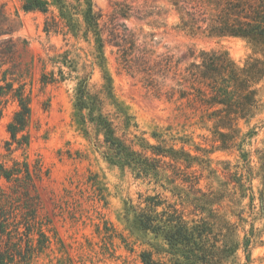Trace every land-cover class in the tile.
I'll return each instance as SVG.
<instances>
[{
  "label": "trees",
  "instance_id": "16d2710c",
  "mask_svg": "<svg viewBox=\"0 0 264 264\" xmlns=\"http://www.w3.org/2000/svg\"><path fill=\"white\" fill-rule=\"evenodd\" d=\"M52 1L65 25L74 23L63 0ZM78 3L82 37L94 44L89 71L65 51L49 58L58 67V79L54 72L44 73L40 82L50 84L75 74L73 120L83 136L109 165L155 188L153 194H140L136 204L129 200L126 211L134 225L162 239L170 258L158 260L143 251L141 264H239V251L243 264H249L252 249L263 244V230L256 223L264 220V142L254 148L252 138L264 127V0H169L178 18L175 29L188 37L244 41L250 55L241 65L224 49L199 50L195 56L189 50L191 61L181 65L169 52H157L153 33L136 36L116 20L115 14L123 20L143 17L129 3L115 4L114 15L106 22L92 11L90 0ZM22 9L46 13L48 2L23 0ZM49 29L46 22L45 31ZM107 47L118 71L154 98L173 104L176 110L187 109L199 123L209 126L212 147L207 154H236L238 171L227 169L229 180L220 188L213 190L207 184L204 191L200 187L204 171L216 172L210 168L211 159L191 156L162 133L154 132L151 143L140 132L115 95L106 69ZM95 67L101 73L98 86L90 84ZM8 93L18 107L6 127L5 147L12 152V145L16 149L28 146L30 106L22 87L13 89L9 83L0 86V103ZM253 120L256 123L251 126ZM201 164L205 168L194 169ZM44 175L40 166L31 169L26 162L13 160L10 167L0 163V178L9 185L8 191L0 189V264H33L48 248L49 237L43 229L48 222L39 215L37 194ZM255 180L259 189H254Z\"/></svg>",
  "mask_w": 264,
  "mask_h": 264
},
{
  "label": "rangeland",
  "instance_id": "374dc122",
  "mask_svg": "<svg viewBox=\"0 0 264 264\" xmlns=\"http://www.w3.org/2000/svg\"><path fill=\"white\" fill-rule=\"evenodd\" d=\"M44 1L48 2L46 13L24 11L23 0H0V86L9 83L13 89L22 87L30 106L26 129L28 146L16 149V145H12V152H8L6 127L18 107L11 93L1 99L0 163L10 167L13 160L26 162L31 169L40 166L43 174H47L38 184L37 194L39 215L48 222L43 229L49 237V245L33 264H141L139 256L143 251L166 261L170 255L163 251L166 248L162 239L134 225L131 214L126 211L129 200L136 204L140 194H153L155 188L135 180L128 171L109 165L83 136L73 120L75 74L65 75V80L50 84L40 82L44 73L54 72L58 79V67L53 66L49 58L68 51L71 57L78 58L79 66H87L85 69L89 71L94 55L93 41L82 37L78 0H63L72 13L74 23L70 26L60 18L54 1ZM90 2L92 11L102 16L101 22L114 15L115 4L129 3L143 17L123 20L115 14L116 20L124 22L136 36L153 33L157 52H169L181 65L191 61L189 50H193L195 56L199 50L224 49L240 65L250 55V49L240 39H192L175 29L178 18L169 0ZM110 51L108 47L105 50L106 69L115 95L134 118L140 132L145 133L151 143L154 132L162 133L167 139L174 138L176 147H184L191 156L203 161L211 159L210 168L216 172L209 175L208 169L204 171L200 187L204 191L207 184L213 190L220 188V183L229 180L227 169L231 173L238 171L236 154H207L212 147L209 126L199 123L197 116L190 115L187 109L176 110L173 104L147 93L140 83L117 70ZM100 83L101 73L95 67L90 84L98 86ZM261 98L264 102V92ZM255 123L253 120L251 126ZM262 142L264 127L252 138V146L261 148ZM204 165H195L194 169L205 168ZM8 186L0 178V189L8 191ZM253 186L259 189V180L253 181ZM246 203L244 201L243 205ZM263 223L264 220L256 223V227L263 230V244L252 249L249 264H264ZM238 257L239 264H243L241 251Z\"/></svg>",
  "mask_w": 264,
  "mask_h": 264
}]
</instances>
